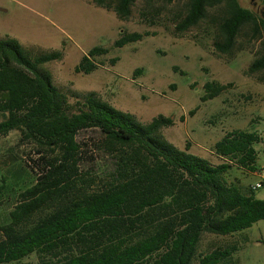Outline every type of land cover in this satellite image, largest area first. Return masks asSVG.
<instances>
[{
    "label": "trees",
    "instance_id": "obj_1",
    "mask_svg": "<svg viewBox=\"0 0 264 264\" xmlns=\"http://www.w3.org/2000/svg\"><path fill=\"white\" fill-rule=\"evenodd\" d=\"M88 1L122 20L134 3ZM218 5L219 13L209 17L210 37L203 33L212 41L213 54L226 60L235 56L244 48L237 43L239 32L250 25L252 37H262V44L245 73L264 82V17L239 0H187L185 10L173 16V33L186 36ZM154 16L139 14L147 25H154ZM149 34L155 31H124L115 46ZM106 52L91 48L75 71L91 72L98 67L93 58ZM60 57V51L33 52L15 38L0 37V136L17 131L20 142L41 154L26 164L35 174L32 184L11 187L14 206L0 223V264H224L235 245L205 253H198L197 245L204 232L233 234L264 219V199L252 187L225 178L234 166L257 170L254 144L264 138L244 130L225 134L214 145L224 160L213 164L162 137L161 129L173 124L168 117L140 123L94 91L61 89L43 67ZM231 86L208 82L201 101ZM92 128L101 133L98 145L114 164L110 180L95 187L77 168L76 137ZM30 256L35 261L23 262Z\"/></svg>",
    "mask_w": 264,
    "mask_h": 264
},
{
    "label": "rangeland",
    "instance_id": "obj_2",
    "mask_svg": "<svg viewBox=\"0 0 264 264\" xmlns=\"http://www.w3.org/2000/svg\"><path fill=\"white\" fill-rule=\"evenodd\" d=\"M186 2L134 0L131 15L122 20L114 11L88 0H0V37L15 38L33 52L60 51V59L43 67L61 89L94 91L140 123H147L158 115L168 117L173 124L161 129L165 140L217 164L224 159L214 153V145L225 134L244 130L257 132L264 138V82L245 73L261 50L262 37L253 38L251 26H244L237 38L238 45L244 48L228 60L219 58L213 54L209 38L213 30L209 17L218 14L221 5L209 8L205 20L188 30L186 36L178 37L172 31V20L185 10ZM239 2L264 17L261 0ZM141 12L154 13V25L140 19ZM148 30L155 34L115 46L124 31ZM195 33L197 41L192 39ZM95 46L107 50L106 54L93 58L98 67L88 73L76 72L75 66L81 57ZM213 81L232 86L201 101L206 93L205 84ZM76 138L81 150L77 164L79 176L93 179L92 187L101 180H110L113 159L98 145L99 130H81ZM18 139L17 131L0 136V223L7 221L8 212L14 206L13 190H17V184L25 186L34 181L35 174L27 166L31 165L28 158L41 155L30 143ZM254 147L257 172L234 166L225 178L249 189L263 181L254 194L264 199V141L256 142ZM230 245L241 248L233 251L224 264H264V219L233 234L204 232L197 252ZM27 261H35L34 256L23 260Z\"/></svg>",
    "mask_w": 264,
    "mask_h": 264
},
{
    "label": "built area",
    "instance_id": "obj_3",
    "mask_svg": "<svg viewBox=\"0 0 264 264\" xmlns=\"http://www.w3.org/2000/svg\"><path fill=\"white\" fill-rule=\"evenodd\" d=\"M263 185V181L257 182L255 185L251 186L252 189L256 190L257 188H260Z\"/></svg>",
    "mask_w": 264,
    "mask_h": 264
},
{
    "label": "crops",
    "instance_id": "obj_4",
    "mask_svg": "<svg viewBox=\"0 0 264 264\" xmlns=\"http://www.w3.org/2000/svg\"><path fill=\"white\" fill-rule=\"evenodd\" d=\"M251 172H257V171H251ZM242 188H244V189H246V187H242ZM239 248H241V246L240 245H238L237 247H236V250L235 251H237ZM233 253V252H232Z\"/></svg>",
    "mask_w": 264,
    "mask_h": 264
}]
</instances>
